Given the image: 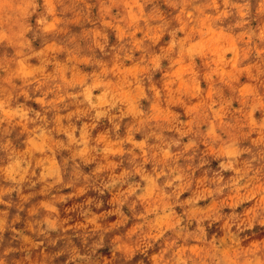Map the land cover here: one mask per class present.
<instances>
[{
  "label": "clouds",
  "instance_id": "obj_1",
  "mask_svg": "<svg viewBox=\"0 0 264 264\" xmlns=\"http://www.w3.org/2000/svg\"><path fill=\"white\" fill-rule=\"evenodd\" d=\"M0 264H264V0H0Z\"/></svg>",
  "mask_w": 264,
  "mask_h": 264
}]
</instances>
